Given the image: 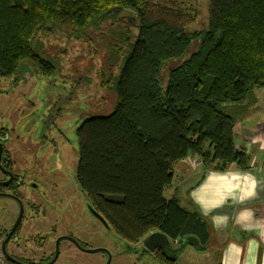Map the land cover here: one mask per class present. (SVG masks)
<instances>
[{
    "label": "trees",
    "instance_id": "obj_1",
    "mask_svg": "<svg viewBox=\"0 0 264 264\" xmlns=\"http://www.w3.org/2000/svg\"><path fill=\"white\" fill-rule=\"evenodd\" d=\"M111 18L124 48L113 47L107 72L123 57L116 103L78 129L80 191L129 245L158 231L208 247L205 217L164 192L189 156L211 169L247 167L234 128L264 89V0H211L209 30L193 33L196 11L176 0H0V81L19 80L28 63L42 77L56 72L35 48L41 31L85 33Z\"/></svg>",
    "mask_w": 264,
    "mask_h": 264
},
{
    "label": "rangeland",
    "instance_id": "obj_2",
    "mask_svg": "<svg viewBox=\"0 0 264 264\" xmlns=\"http://www.w3.org/2000/svg\"><path fill=\"white\" fill-rule=\"evenodd\" d=\"M176 1L197 13L196 21L187 28L188 33L209 30L211 0ZM50 28L51 32L41 31L37 35L35 48L43 59L55 65L56 72L51 76L42 77L34 70L33 65L28 63L26 69L22 67L19 80L15 77L1 80L0 126L9 125L17 136L14 137L19 139V141L13 140L12 147V150L16 151L14 160L17 163L15 167L17 173L28 163L23 155L27 147L21 140L37 142L44 135L47 136L46 140L55 139L57 147L65 151L66 159L63 157L59 160L54 154H49L51 157L49 160L56 166L55 170L59 171L62 162L67 161V166L64 167L66 176L60 179L61 185H67L66 197L61 193L58 200H47L42 185H38L37 188L30 187V181L35 184L39 181L34 177L30 178L29 175L25 180L27 185L22 189L24 219L23 222L21 221L19 231L7 245V252L20 260L30 258L35 263L40 260L46 261L56 250V243L60 237L72 236L84 242L85 249H107L113 252L115 255L111 264H154L146 256L133 258L131 245L119 238L112 230H106L89 213L88 199L80 191L76 180L80 150L77 134L79 127L91 116L110 114L116 103V95L112 87L115 78L120 74L123 57H118V64L109 73L113 79L111 83H106L103 74L108 75L107 72L110 71V55L113 47L121 45L118 43L121 24L111 18L101 23L98 28L89 29L85 33L68 26ZM122 49L124 48L121 45ZM103 81L105 83L101 85ZM263 102L252 108L250 112L246 111L244 117L255 120L257 116L264 114ZM46 140L42 139L37 160L39 157L42 158L46 148L51 149L49 150L51 152L54 151L50 142ZM66 143L68 148L63 147ZM32 146L31 148L35 149L34 145ZM39 171H46V167L39 168ZM30 173L33 175L34 172L30 171ZM0 175V178H3L1 172ZM179 176L180 173L178 178ZM174 183L173 188L180 185L178 179ZM185 190L186 185L181 187L178 195L183 196ZM172 195V191L164 193L166 199H170ZM30 203L35 207L29 206ZM18 204L7 197H0V225L3 231L8 232L16 222L20 211ZM190 248L192 247L184 249L177 264H208L206 251ZM59 249L60 255L55 264H106L107 262V255L102 251L83 252L67 239L63 240ZM117 254L130 256L118 258Z\"/></svg>",
    "mask_w": 264,
    "mask_h": 264
},
{
    "label": "crops",
    "instance_id": "obj_3",
    "mask_svg": "<svg viewBox=\"0 0 264 264\" xmlns=\"http://www.w3.org/2000/svg\"><path fill=\"white\" fill-rule=\"evenodd\" d=\"M255 100L247 111L264 101V89L255 91ZM243 118L234 128V142L248 157L246 168L232 164L211 169L189 156L174 165L172 184L165 189L208 221V264H264V114L255 120ZM177 179L180 185L173 188ZM184 185L186 192L178 195Z\"/></svg>",
    "mask_w": 264,
    "mask_h": 264
},
{
    "label": "flooded vegetation",
    "instance_id": "obj_4",
    "mask_svg": "<svg viewBox=\"0 0 264 264\" xmlns=\"http://www.w3.org/2000/svg\"><path fill=\"white\" fill-rule=\"evenodd\" d=\"M14 136L15 135H14L13 131H11V129L9 128V125L0 126V156H1L0 172L3 174V178H0V197H5V198L7 197V198H9V199H11L17 203H18V201H20L22 203L23 202L22 201V196H23L22 189H23V187H25L27 185L25 180L29 177V175H30V178L34 177L39 181L38 184H35L32 181H30V183H29L30 187L37 188L38 185L39 186L42 185V189L44 190V197L47 200H58L59 196H61V193L63 194V197H66L65 189L67 188V185H65V186L61 185L60 179H63L62 177L66 176L64 167L67 166V161H66V163L62 162V164L60 165L61 170L59 171L57 169L55 170L56 166L54 165V163L51 164V161H50L51 157H49V154L50 155L54 154V156H56L57 159H59V160L62 159L63 157L65 158V151H63L59 147H57L55 139L46 140L47 136L44 135L37 142H35L34 140H27V141L21 140L22 144L26 145V147H27V151L23 152V155L27 159L28 163L26 166H24V168H22L19 171V173H17L15 171V167H16L17 163H15V160H14V156L16 155V151L12 150V147L14 144L13 140L19 141V139L18 138L16 139L15 137H17V136H15V137ZM42 139L43 140L45 139L46 141L50 142V145L52 146V149H54V151L51 152V151H49L51 149L46 148L42 154V158L39 157V159L37 160L38 154L40 152V148L42 147L41 146V142H43ZM32 145H34L35 149L31 148ZM37 146H38V148L36 149ZM63 147L68 148L67 143L64 144ZM32 149L34 150V152L32 151ZM34 159H36L35 162H33ZM57 159H56V161H57ZM47 162H48V164H47ZM43 166L46 167V171L40 172L39 168H42ZM12 168H14V169H12ZM30 171L32 173L34 172L33 175L30 173ZM11 175H12V181L10 182ZM6 183L8 185H6ZM53 186H55V187L52 189ZM39 198H40V203H42L41 202L42 201L41 196H39ZM31 200H33V198ZM30 204H29V206L35 207L34 204L33 205H32V203H30ZM22 205H23V203H22ZM42 206H43V203H42ZM36 207H38V206H36ZM23 219H24V215H23ZM20 225H22V223ZM13 226H11V228L7 232V235L12 230ZM18 228L16 229V231L13 234V236L11 237V239L7 242L6 247L9 244V242L15 237L17 232L19 231L20 228L19 229ZM6 238L7 237L4 236L3 244L6 240ZM59 239H61L59 242L60 245L64 239H67V241H69L76 248H78L74 242L75 237H72V236L60 237ZM77 240L78 239L76 238L75 241H77ZM77 242L79 243L80 241L78 240ZM81 242L79 244H81ZM170 242H171V245H168L166 247L165 251L157 250L155 252H150L144 248L142 241L138 242L137 244H132L130 248H133L132 253H133V258H135V259H138L139 257L146 256V257L150 258L154 264H157V263H159V264H177L179 258L183 254L184 250L178 255L179 252L174 250L177 248V240L173 241L170 239ZM83 244L85 245V243L82 242L81 246L83 248H85ZM56 249H57V243H56ZM59 251H60V249H59ZM107 251L108 252H103V251L102 252L107 255V261H108L109 253H110L111 261H112L115 254H113V252H111L109 250H107ZM55 253H56V250L54 251L51 258H49L48 260H46V261L40 260L36 263L34 261H31L30 258H24V260H20L19 258L15 257L13 255H10V254L9 255L12 256L13 258H15L16 260L24 263V264H40V263L43 264V262H44V264H46V263H49L53 260L52 258H54ZM119 254H117L118 258L120 256H123V257L126 255L130 256L129 254H122V255H119ZM59 255H60V253H59ZM58 258H59V256H58Z\"/></svg>",
    "mask_w": 264,
    "mask_h": 264
},
{
    "label": "water",
    "instance_id": "obj_5",
    "mask_svg": "<svg viewBox=\"0 0 264 264\" xmlns=\"http://www.w3.org/2000/svg\"><path fill=\"white\" fill-rule=\"evenodd\" d=\"M0 160H1V156H0ZM0 165H1V161H0ZM11 181H12V175H11L10 182ZM6 185H8V184L6 183ZM18 203H19V207H20L19 216H18L12 230L8 233L7 238L3 244V253L5 254L8 261H10L11 263L24 264V263L16 260L15 258H13L12 256H10L7 252V249H6L7 242L11 239V237L13 236V234L15 233L16 229L19 227V225L21 224V221L23 219L24 206L22 205V203L20 201H18ZM88 211L97 221H99L104 226V228H106V230L111 231V228L109 227L107 222L92 208V206L90 204L88 205ZM60 240L61 239H59L57 241V249H56V253H55L53 260L49 263H46V264H54L57 261L59 253H60V251H59ZM74 242H75L76 246L84 252H97V251L108 252L105 249H85L77 241L74 240ZM142 243H143L144 248L150 252H155L157 250L165 251L166 247L168 245H171L170 239L160 232H153V233L147 235L146 237H144L142 239ZM188 246H191L192 248H194L198 251H205L208 248L207 246H202L200 244L198 238H196L194 236H190V237H185V238L179 239L177 241V248L174 250L179 252L178 253V255H179ZM110 263H111V255L109 253V258H108V261L106 264H110Z\"/></svg>",
    "mask_w": 264,
    "mask_h": 264
},
{
    "label": "built area",
    "instance_id": "obj_6",
    "mask_svg": "<svg viewBox=\"0 0 264 264\" xmlns=\"http://www.w3.org/2000/svg\"><path fill=\"white\" fill-rule=\"evenodd\" d=\"M3 241L4 236H0V264H12L8 261L5 254L3 253Z\"/></svg>",
    "mask_w": 264,
    "mask_h": 264
},
{
    "label": "bare ground",
    "instance_id": "obj_7",
    "mask_svg": "<svg viewBox=\"0 0 264 264\" xmlns=\"http://www.w3.org/2000/svg\"><path fill=\"white\" fill-rule=\"evenodd\" d=\"M17 83V82H16ZM19 83V82H18ZM14 149V148H13ZM197 158V157H196ZM12 169H14V168H12ZM13 171V170H12ZM15 175V174H14ZM12 184V183H11ZM171 186V185H170ZM8 190V189H7ZM13 197V196H12ZM111 228V227H110ZM106 229V228H105ZM112 230V229H111ZM158 232V231H157ZM151 234V233H150ZM148 235V234H147ZM69 237V236H68ZM59 238V237H58ZM63 240V239H62ZM75 240H76V238H75ZM78 241V240H77ZM178 241V240H177ZM80 243V242H79ZM60 245V244H59ZM81 245V244H80ZM53 259V258H52ZM13 264V263H12ZM41 264V263H40ZM43 264H44V262H43Z\"/></svg>",
    "mask_w": 264,
    "mask_h": 264
}]
</instances>
